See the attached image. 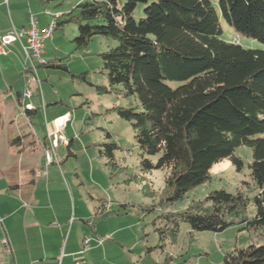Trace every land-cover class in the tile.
<instances>
[{
    "label": "trees",
    "instance_id": "16d2710c",
    "mask_svg": "<svg viewBox=\"0 0 264 264\" xmlns=\"http://www.w3.org/2000/svg\"><path fill=\"white\" fill-rule=\"evenodd\" d=\"M140 3L143 17L135 20ZM76 10L57 16L56 29L74 22L77 48L97 35L116 41L100 54L101 71L109 89L120 86L136 101L114 111L131 125L141 172L168 170L161 208L210 181L211 167L224 159L239 172L243 164L235 151H251L248 167L257 188L252 216L241 192L213 191L181 212L160 215L166 225L156 229L159 241L168 234L175 238L182 223L214 233L236 224L264 227V51L219 38L223 20L264 45V0H82ZM115 149V143L106 144L99 153L114 165ZM221 264H264V245L234 249Z\"/></svg>",
    "mask_w": 264,
    "mask_h": 264
},
{
    "label": "rangeland",
    "instance_id": "374dc122",
    "mask_svg": "<svg viewBox=\"0 0 264 264\" xmlns=\"http://www.w3.org/2000/svg\"><path fill=\"white\" fill-rule=\"evenodd\" d=\"M81 1L20 0L19 11L27 14L31 10L37 14L42 28L50 21L44 15L46 12L55 18L71 12L75 14ZM144 7L143 3L136 6L132 14L135 20L143 17ZM220 27L221 40L237 42L245 49L264 51L263 44L236 34L225 21H220ZM77 35L76 24L68 22L58 27L46 41V55H42L44 62L65 69L39 66L36 77L40 85L34 86L28 80L26 87L34 97L27 101L35 106L36 114L26 118L19 106L14 107L10 102L3 105L0 144L6 146L7 142L19 139L25 147L35 145L39 157L44 142L48 143L47 126L51 127L53 116L56 113L66 115L61 134L68 144L56 149L59 165L53 166L61 183L67 192L70 187L83 211L99 208L105 200V219L96 222L105 227V234L100 236L105 240L103 264H221L223 256L234 249L250 244L264 245V227L246 230L244 224L214 233L192 231L188 224L182 223L175 238L168 234L163 242L159 241L156 229L166 225L160 215L181 212L213 191L241 192L249 199L246 215L252 216L255 210L252 198L257 188L248 167L252 161L251 151L246 147L235 151L243 164L239 172L229 159H224L211 167L210 181L188 191L182 200L161 208L159 203L167 192L164 181L168 170L141 172L142 156L131 125L114 111V108L134 107L136 101L126 97L120 86L109 89L101 71L100 54L117 43L97 35L86 46L77 48L72 42ZM15 71L12 81L19 79L23 88L22 71ZM100 88H105V92ZM111 143L117 145L113 151L114 165L99 153L104 150V145ZM156 159V156L149 157L153 164ZM100 210L96 213L98 218L102 216Z\"/></svg>",
    "mask_w": 264,
    "mask_h": 264
},
{
    "label": "crops",
    "instance_id": "0c3cea01",
    "mask_svg": "<svg viewBox=\"0 0 264 264\" xmlns=\"http://www.w3.org/2000/svg\"><path fill=\"white\" fill-rule=\"evenodd\" d=\"M19 5L20 0H0V36L25 28L30 13L38 21V15L31 10L20 13ZM8 48L9 53L0 56V123L3 105L10 102L19 106L18 95L28 88L29 80L22 67L20 43L13 42ZM16 69L22 71L23 88L19 79L12 81ZM34 110L29 115L36 114ZM63 116L66 115L53 116L47 133L55 131V121ZM47 146L44 142L37 157L35 145L25 147L19 139L14 145L0 144V264H103L105 240L100 236L105 234V227H100L98 220L105 219V200L99 208L83 211L70 187L67 192L60 181L53 166H58L59 160L55 157L52 163H46ZM82 206L88 209L83 202ZM100 209L102 216L98 218L96 213ZM84 240H88L87 246Z\"/></svg>",
    "mask_w": 264,
    "mask_h": 264
},
{
    "label": "built area",
    "instance_id": "2783aa9c",
    "mask_svg": "<svg viewBox=\"0 0 264 264\" xmlns=\"http://www.w3.org/2000/svg\"><path fill=\"white\" fill-rule=\"evenodd\" d=\"M46 15H50L49 12H46ZM56 29V18L51 17L50 21L45 27L40 28L38 21L35 15L29 14L28 25L23 28L21 31L13 30L12 32L0 36V56L7 55L9 53V45L13 42H19L23 54V71L29 74L30 82L34 86L40 85V82L37 80L36 71L39 66L45 64L42 59L44 53V45L47 40H50L53 32ZM22 40H24L22 42ZM32 93L27 88L19 98V107L22 110L23 114H26V111H33L35 108L32 104L27 103L26 100L32 97ZM67 120L66 116L58 118L56 122V129L52 133L46 134V139L48 146L45 149V160L47 164L53 162L56 157V149L59 146H63V142L66 139L62 136L61 131ZM86 246L88 245V240H84ZM102 241L99 240V243ZM8 251V250H7Z\"/></svg>",
    "mask_w": 264,
    "mask_h": 264
},
{
    "label": "bare ground",
    "instance_id": "6f19581e",
    "mask_svg": "<svg viewBox=\"0 0 264 264\" xmlns=\"http://www.w3.org/2000/svg\"><path fill=\"white\" fill-rule=\"evenodd\" d=\"M67 144H68L67 141H64V142H63V146H67ZM84 245H86L85 242H84Z\"/></svg>",
    "mask_w": 264,
    "mask_h": 264
}]
</instances>
